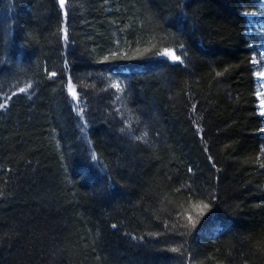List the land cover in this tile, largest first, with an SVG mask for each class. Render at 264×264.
<instances>
[{
    "label": "trees",
    "instance_id": "1",
    "mask_svg": "<svg viewBox=\"0 0 264 264\" xmlns=\"http://www.w3.org/2000/svg\"><path fill=\"white\" fill-rule=\"evenodd\" d=\"M261 5L0 0V264H264Z\"/></svg>",
    "mask_w": 264,
    "mask_h": 264
},
{
    "label": "rangeland",
    "instance_id": "2",
    "mask_svg": "<svg viewBox=\"0 0 264 264\" xmlns=\"http://www.w3.org/2000/svg\"><path fill=\"white\" fill-rule=\"evenodd\" d=\"M109 76V80L111 85L118 91L121 93V91L123 90V79L118 76L115 75L114 73L108 74ZM256 79L258 81L259 86L257 87V96H258V104H257V108H258V112L261 115H264V70L259 72L256 76ZM119 84V87H115V85Z\"/></svg>",
    "mask_w": 264,
    "mask_h": 264
},
{
    "label": "snow or ice",
    "instance_id": "3",
    "mask_svg": "<svg viewBox=\"0 0 264 264\" xmlns=\"http://www.w3.org/2000/svg\"><path fill=\"white\" fill-rule=\"evenodd\" d=\"M60 4H61V6H63L64 5V0H60ZM166 51V53L168 54V55H170L171 56V58L173 59V60H176V61H178V60H180V57L179 56H176L173 52H171V51H169V50H165ZM51 75H55V73H52ZM115 87H119V84H117V85H115ZM21 91L23 92V91H25V89H21ZM73 96H75L76 95V93L73 91ZM2 107H4V105L3 104H0V108H2ZM204 208H207L208 207V205H204L203 206ZM188 220H189V224H190V226H194L195 225V221L192 219V217L191 216H189L188 217Z\"/></svg>",
    "mask_w": 264,
    "mask_h": 264
},
{
    "label": "water",
    "instance_id": "4",
    "mask_svg": "<svg viewBox=\"0 0 264 264\" xmlns=\"http://www.w3.org/2000/svg\"><path fill=\"white\" fill-rule=\"evenodd\" d=\"M64 31L66 32V28H64Z\"/></svg>",
    "mask_w": 264,
    "mask_h": 264
}]
</instances>
